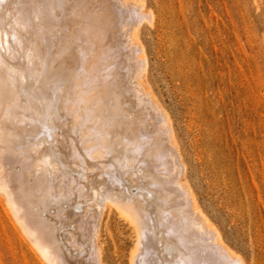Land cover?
<instances>
[{
	"label": "bare ground",
	"instance_id": "1",
	"mask_svg": "<svg viewBox=\"0 0 264 264\" xmlns=\"http://www.w3.org/2000/svg\"><path fill=\"white\" fill-rule=\"evenodd\" d=\"M43 2L0 0V207L34 264H105L112 212L135 233L130 264H248L200 209L152 93L141 31L154 11Z\"/></svg>",
	"mask_w": 264,
	"mask_h": 264
},
{
	"label": "rangeland",
	"instance_id": "2",
	"mask_svg": "<svg viewBox=\"0 0 264 264\" xmlns=\"http://www.w3.org/2000/svg\"><path fill=\"white\" fill-rule=\"evenodd\" d=\"M140 1L156 16L141 39L184 178L228 247L264 264V0ZM2 210L0 264L36 263ZM100 235L105 264H130L136 236L126 221L112 212Z\"/></svg>",
	"mask_w": 264,
	"mask_h": 264
},
{
	"label": "snow or ice",
	"instance_id": "3",
	"mask_svg": "<svg viewBox=\"0 0 264 264\" xmlns=\"http://www.w3.org/2000/svg\"><path fill=\"white\" fill-rule=\"evenodd\" d=\"M35 6L37 8H42L45 5H44L43 0H35ZM64 6H65V4H64V2L62 0V2L60 4V7H64ZM70 6L71 7H75V6H78V5H70ZM37 16L39 17V13H37ZM21 23H23L25 26H27L28 24L31 23V21L29 19L21 20V19L18 18L17 21H16V25L19 26ZM13 40H15V36H13ZM181 264H201V262L200 261H195V260H193V261H181Z\"/></svg>",
	"mask_w": 264,
	"mask_h": 264
}]
</instances>
